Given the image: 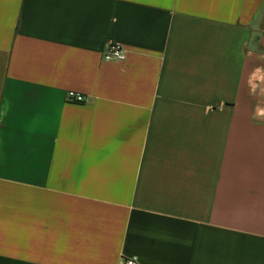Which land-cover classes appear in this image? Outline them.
Returning a JSON list of instances; mask_svg holds the SVG:
<instances>
[{"label":"crops","instance_id":"crops-1","mask_svg":"<svg viewBox=\"0 0 264 264\" xmlns=\"http://www.w3.org/2000/svg\"><path fill=\"white\" fill-rule=\"evenodd\" d=\"M263 24L264 0H0V264H264Z\"/></svg>","mask_w":264,"mask_h":264},{"label":"built area","instance_id":"built-area-1","mask_svg":"<svg viewBox=\"0 0 264 264\" xmlns=\"http://www.w3.org/2000/svg\"><path fill=\"white\" fill-rule=\"evenodd\" d=\"M103 61L112 63H123L126 59V50L118 43L111 42L102 54ZM67 101L71 103H82L84 96L70 91L66 95ZM124 264H138L135 258L126 259Z\"/></svg>","mask_w":264,"mask_h":264},{"label":"rangeland","instance_id":"rangeland-1","mask_svg":"<svg viewBox=\"0 0 264 264\" xmlns=\"http://www.w3.org/2000/svg\"><path fill=\"white\" fill-rule=\"evenodd\" d=\"M263 27H264V24H263ZM263 49H264V45H263Z\"/></svg>","mask_w":264,"mask_h":264}]
</instances>
